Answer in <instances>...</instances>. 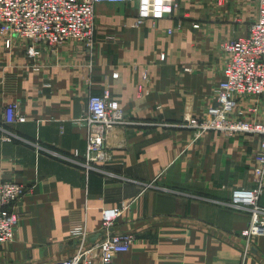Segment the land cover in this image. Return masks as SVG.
<instances>
[{
	"label": "crops",
	"instance_id": "obj_1",
	"mask_svg": "<svg viewBox=\"0 0 264 264\" xmlns=\"http://www.w3.org/2000/svg\"><path fill=\"white\" fill-rule=\"evenodd\" d=\"M189 1L176 0L180 10L156 27L138 25L136 2L99 5L93 50L69 41L56 51L40 47L30 60L24 43L6 50L0 40V179L27 188L14 210L32 216L13 243L0 246V264L70 259L74 236L85 233L86 244H95L103 211L124 203L130 208L113 232L133 242L112 264H264V236L240 259L239 234L252 219L228 205L235 191L257 188L259 138L216 131L198 138L186 123L215 105L228 61L221 44L249 26L234 23L233 10ZM4 73L20 76L15 98L2 92ZM105 93L128 125L110 136V161L86 173L83 120L89 98ZM14 100L24 124L5 123ZM252 107L258 99L240 101L237 111Z\"/></svg>",
	"mask_w": 264,
	"mask_h": 264
},
{
	"label": "built area",
	"instance_id": "obj_2",
	"mask_svg": "<svg viewBox=\"0 0 264 264\" xmlns=\"http://www.w3.org/2000/svg\"><path fill=\"white\" fill-rule=\"evenodd\" d=\"M226 1L216 0L220 7H224ZM256 1L257 14L248 27L247 35L221 44L220 49L228 61L223 79L215 89V105L209 107L202 118L186 121L198 138L211 131L229 137L254 135L259 138L254 171L257 188L235 191L229 204L235 211L249 212L252 217L249 228L239 234L244 242L240 255L243 262L251 253L253 240L264 236V211L260 207L264 194V0ZM130 2L137 3L138 25L152 22L156 27L159 21L175 13V0H0V39L6 50H11L16 42L24 43L30 60L40 55V47L56 51L69 41L84 43L87 49L93 50L97 7ZM172 32L169 30V33ZM107 42L117 44L114 38H109ZM19 89L20 76L4 73L3 94L15 98ZM261 98L263 103H259L260 107L249 108L247 114L237 111L240 101ZM87 107L88 114L83 120L88 130L86 162L81 167L89 173L95 165L110 161L108 140L114 131L126 127L128 121L123 109L110 102L109 93L91 96ZM4 117L8 125L27 122L18 100L7 105ZM26 192L27 188L19 183L0 179V246L13 243L18 225L32 217L28 212L14 210ZM129 208L130 203H124L121 207L105 209L99 240L89 246L85 233L82 237L75 235L74 238L79 241L76 254L57 264H112L117 256L128 254L132 236L116 234L113 229Z\"/></svg>",
	"mask_w": 264,
	"mask_h": 264
},
{
	"label": "rangeland",
	"instance_id": "obj_3",
	"mask_svg": "<svg viewBox=\"0 0 264 264\" xmlns=\"http://www.w3.org/2000/svg\"><path fill=\"white\" fill-rule=\"evenodd\" d=\"M195 2L198 4H202L203 6L206 7L213 2V5L216 9L220 7L217 5L216 0H190L188 3L191 4ZM221 9L231 10V11L233 10V12H236L233 16V22L240 25L243 24L242 26H244L246 29L247 26H249L250 23H252L255 20L258 5L256 0H227L224 3V7H222ZM179 10L180 7L178 6L175 0V13ZM258 100L259 103H263L262 98ZM262 113H264V110L262 111ZM230 202L228 203V205L230 204Z\"/></svg>",
	"mask_w": 264,
	"mask_h": 264
},
{
	"label": "water",
	"instance_id": "obj_4",
	"mask_svg": "<svg viewBox=\"0 0 264 264\" xmlns=\"http://www.w3.org/2000/svg\"><path fill=\"white\" fill-rule=\"evenodd\" d=\"M99 238V237H98Z\"/></svg>",
	"mask_w": 264,
	"mask_h": 264
}]
</instances>
